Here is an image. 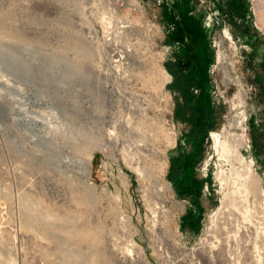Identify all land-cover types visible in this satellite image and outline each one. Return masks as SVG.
<instances>
[{
	"label": "rangeland",
	"instance_id": "1",
	"mask_svg": "<svg viewBox=\"0 0 264 264\" xmlns=\"http://www.w3.org/2000/svg\"><path fill=\"white\" fill-rule=\"evenodd\" d=\"M203 253L264 264V0H0V264Z\"/></svg>",
	"mask_w": 264,
	"mask_h": 264
},
{
	"label": "bare ground",
	"instance_id": "2",
	"mask_svg": "<svg viewBox=\"0 0 264 264\" xmlns=\"http://www.w3.org/2000/svg\"><path fill=\"white\" fill-rule=\"evenodd\" d=\"M105 86V85H104ZM219 140V138H218V136H216V141L217 142H219L218 141ZM251 189H252V191L255 193V195H256V197H260L259 195H261L262 194V190H261V188L260 187H257V190H256V187H255V185H251ZM262 191V192H261ZM222 215H221V217L223 216V214H225V211H223L222 213H221ZM218 216H220V215H218ZM225 224V223H224ZM219 228V227H218ZM220 230V229H219ZM216 232V231H215ZM221 232V231H220ZM218 240H220V239H218ZM218 240H214L215 241V243L216 244H219V241ZM224 245H225V243L224 244H222L219 248V250H223V249H225L224 248ZM215 246V245H214ZM221 247H223V248H221ZM202 249H204V248H202ZM219 253H221L220 251H219ZM220 256V255H219ZM202 258L203 259H205V261L203 262V264H209V261L207 260L208 259V256H207V254L206 253H203V256H202ZM222 261H224V257H219L218 259H217V261H214V263H218V264H223L224 262H222Z\"/></svg>",
	"mask_w": 264,
	"mask_h": 264
}]
</instances>
